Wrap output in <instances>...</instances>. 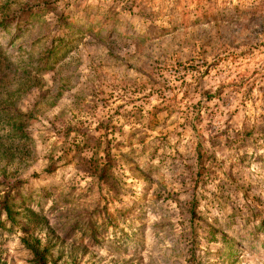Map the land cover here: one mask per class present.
Here are the masks:
<instances>
[{
    "label": "rangeland",
    "instance_id": "374dc122",
    "mask_svg": "<svg viewBox=\"0 0 264 264\" xmlns=\"http://www.w3.org/2000/svg\"><path fill=\"white\" fill-rule=\"evenodd\" d=\"M57 35L0 88V264H264V0H0L13 64Z\"/></svg>",
    "mask_w": 264,
    "mask_h": 264
},
{
    "label": "trees",
    "instance_id": "16d2710c",
    "mask_svg": "<svg viewBox=\"0 0 264 264\" xmlns=\"http://www.w3.org/2000/svg\"><path fill=\"white\" fill-rule=\"evenodd\" d=\"M24 17V15L22 16ZM21 19H25V18H21ZM20 20V19H19ZM19 30V29H18ZM15 37H17L15 35ZM54 40V42H53ZM62 38H59V35L55 36L52 41L51 44L52 46H48L46 48V50L41 53V54H30L28 57H26V59L24 60H20L19 63H22L21 65L18 64H13L12 61H10V58L6 55H4L2 53V50L0 49V71H3V75L0 76V85L2 84L1 87H7V85L9 84L8 82H3V79L7 78V76L9 74H13L15 76H17V78H26V76H29L30 73L28 70V65L33 64L34 68H37V70H42L41 65H44V63H48L50 60L57 62L58 58L60 56H58L61 52L63 53V56L68 52L66 51V48H64V43H62ZM62 56V54H61ZM62 56V57H63ZM48 61V62H47ZM20 69L22 70V73H17V70L15 69ZM37 73V72H36ZM28 86H26V82H20L19 83V87L17 88L18 90H16L17 92H20L22 90L27 89ZM8 96H11V91L7 90L6 93ZM1 105V104H0ZM15 113H17V116L20 118V120H18L13 114L12 115H7V113L5 112V110L3 109L2 106H0V119L2 120V122H5L11 129V134H15L16 137L18 138H22V137H27V134L25 133V129H23V122L24 119L26 117H31L32 116V111H22V110H15ZM18 121V122H17ZM0 154L2 155L1 152V143H0ZM52 166V164H51ZM50 169V168H48ZM7 195H5L6 197ZM1 210L6 214V219L13 221L14 219V212L11 208V204L8 201V198H3L1 201ZM260 217V216H259ZM258 224L260 226L264 227V217L259 218L258 220ZM30 250L32 253V263L33 264H49V249L44 246V247H40L37 244H32L30 246ZM55 264V263H54Z\"/></svg>",
    "mask_w": 264,
    "mask_h": 264
}]
</instances>
